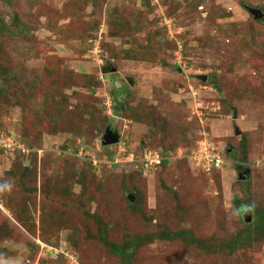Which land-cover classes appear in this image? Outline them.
Instances as JSON below:
<instances>
[{"label": "rangeland", "instance_id": "rangeland-1", "mask_svg": "<svg viewBox=\"0 0 264 264\" xmlns=\"http://www.w3.org/2000/svg\"><path fill=\"white\" fill-rule=\"evenodd\" d=\"M0 128V264H264V0H0Z\"/></svg>", "mask_w": 264, "mask_h": 264}, {"label": "trees", "instance_id": "trees-1", "mask_svg": "<svg viewBox=\"0 0 264 264\" xmlns=\"http://www.w3.org/2000/svg\"><path fill=\"white\" fill-rule=\"evenodd\" d=\"M114 110L117 111V112H119V110H121V107L120 106H115ZM113 123L115 124V122H113ZM0 130H3L7 135H12L13 137L14 136L18 137L19 136L18 134L13 133V132H10L9 130H6V129L0 128ZM18 138H20V137H18ZM116 144H114L113 147H115ZM126 146H127V144H126ZM110 147H112V146H110ZM127 148L128 149H132L129 146ZM147 148H153V147L146 146V147L142 148L141 150L136 149V153L139 154V155H141V154H143V152ZM0 149L1 150H7V149H5L3 147H0ZM27 149L28 148H25V146H23V148L15 147V148L8 149V150H10V151H13V150H15V151H26ZM110 153H112V152H110ZM110 153H106V155L109 157ZM163 155L165 156L163 162L161 164H159L157 167L149 170L146 173L140 167V163H138V162H128V163H124V164H116V163L115 164H112L111 163V164L113 166H120V167H124V168H127V167L134 168L139 176H144V175H146L148 173L156 174V171L157 170H161L163 167H165L166 165H168L170 163V161H171L170 160L171 159V156L168 153H166V155L165 154H163ZM93 160H95V159L92 158V167H95V165L93 163ZM109 160H111V159L110 158H106V161L105 162L99 160V163L98 164L100 166H106V164L110 165L109 162H108ZM240 180L241 181H244L245 179L244 180L243 179H240ZM131 202H133V201H131ZM238 209L241 211L240 214H241V216L243 218L244 223L246 224V230L247 231L244 234H241V235H238L237 236L238 239L236 241H234V243H233L234 245L237 244L238 242L239 243L240 242H242V243H250L251 241H253L256 238V235H259L261 233V230L262 231L264 230V209L263 210H261V209L259 210V208L255 206L254 211H252V208L245 207L243 205H241ZM247 215L250 216V218H252V219H249L247 217ZM0 217L3 218V220H5L4 219V215H1L0 214ZM17 223L19 224L20 222L17 221ZM23 229H25L26 231H28L27 228H23ZM169 234L170 233H164V234H160V235L158 234V237L159 238L167 237L165 235H169ZM190 241L193 244V243H197L198 240H195V239L192 238V239H190ZM115 250L117 252H121V253L123 252L121 249H115Z\"/></svg>", "mask_w": 264, "mask_h": 264}, {"label": "built area", "instance_id": "built-area-1", "mask_svg": "<svg viewBox=\"0 0 264 264\" xmlns=\"http://www.w3.org/2000/svg\"><path fill=\"white\" fill-rule=\"evenodd\" d=\"M179 48L181 49V46L179 45ZM12 135H7L3 130H0V147H3L5 149H12L15 147L23 148L20 143L16 142L15 138H12ZM201 147L200 151L202 150V146H204L203 143H210L213 147H209V153H207V156L213 157L212 164L210 166L211 169L215 168V166L218 165V162L216 161V153L218 152V148L215 147V145L210 141L208 138L203 137L200 139ZM118 142L115 147H112V154H114L113 159L109 160V164H124L128 162H138L140 163V167L143 169V171L146 173L149 170L157 167L159 164H161L165 158L162 151L156 149V148H147L143 154L139 155L135 151H132L131 149H128L125 143ZM121 144V145H120ZM120 149V151H119ZM119 151V152H118ZM199 153L200 151L197 150ZM116 153H118V158H116ZM97 163L99 160L95 159ZM219 161V160H218ZM112 163V164H111ZM216 164V165H215Z\"/></svg>", "mask_w": 264, "mask_h": 264}, {"label": "water", "instance_id": "water-1", "mask_svg": "<svg viewBox=\"0 0 264 264\" xmlns=\"http://www.w3.org/2000/svg\"><path fill=\"white\" fill-rule=\"evenodd\" d=\"M251 13L254 15L255 18L260 19L261 17H263V13L261 10L259 9H251ZM199 78L202 79L203 81L207 80V75H199ZM233 119H237V111L234 109L233 110ZM237 125H235L236 127ZM235 132L237 134L241 133L240 129H235ZM117 142H119V133H117L115 130H112L111 128L107 127L103 136H102V144L104 146H109V145H113L116 144ZM247 169L246 172L247 173ZM242 179H244L245 177H240ZM129 198L130 201H134L135 200V195L133 193L129 194Z\"/></svg>", "mask_w": 264, "mask_h": 264}]
</instances>
